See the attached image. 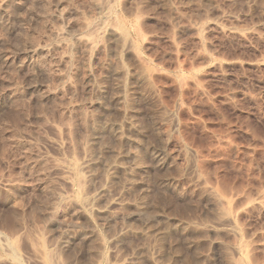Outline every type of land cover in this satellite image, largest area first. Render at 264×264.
Instances as JSON below:
<instances>
[{
    "label": "rangeland",
    "instance_id": "374dc122",
    "mask_svg": "<svg viewBox=\"0 0 264 264\" xmlns=\"http://www.w3.org/2000/svg\"><path fill=\"white\" fill-rule=\"evenodd\" d=\"M0 264H264V0H0Z\"/></svg>",
    "mask_w": 264,
    "mask_h": 264
},
{
    "label": "bare ground",
    "instance_id": "6f19581e",
    "mask_svg": "<svg viewBox=\"0 0 264 264\" xmlns=\"http://www.w3.org/2000/svg\"><path fill=\"white\" fill-rule=\"evenodd\" d=\"M80 44L86 48L91 46V42L88 39L80 40ZM41 66H42L41 63H39V62L36 64V67L38 69H40ZM115 73H117V72H114L113 74L115 75ZM116 75H118V74H116ZM123 75H124V73H123ZM142 77L145 78L142 74L141 75L138 74V75H135L134 77H132L131 79L135 83V81L140 82ZM136 85H138V84L136 83ZM115 87H116L117 93L120 94L121 89H122V85L120 83H117V84H115ZM119 97H120V95L117 96L116 101L120 100ZM100 106H101V104H100ZM103 106H104V104L102 105L101 108H103ZM131 114H132V112L129 115V119H128L129 121H128L127 126H126L128 133H124L118 124L106 123L103 126L96 127L95 129H93V132L91 135L92 138L90 139L92 141V143L95 144V143H97L96 135L98 136L99 133H101L102 131H109L110 133H112V135H113V137H115V139L125 143L127 146L130 147V150L126 151L124 154V157L126 159H128V161L130 162V166L125 168L118 163L106 161L103 158V156H100V154H98L100 156V158L99 157H95V158L93 157L92 159L87 160L85 162V167L88 169H91V170L94 169L95 167H97L98 165H102V166L109 165V166H111L113 169V174L124 173L127 175V178H128L127 180H128L129 185H133L134 182H136L135 181L136 177H139V175L146 174L145 173V171H146L145 167H143V164L141 162L142 161L141 160V157H142L141 154H144L143 153L144 150L141 153V149H144V148L140 149V146H141L139 144L140 142H138L139 140L134 137L133 133H135V131H136V124H135V121H133ZM175 142H177V141H175ZM175 146L178 147V143H177V145L175 143ZM179 149H180V146H179ZM150 152H149L151 154L150 158L152 159L151 163H153L155 166H162V167L164 166L163 168H165L166 167L165 165L167 164V160H169L168 157L164 156L165 154H163L162 151L161 152L159 151L157 153L154 151H150ZM166 158H167V160H166ZM168 165H169V163L167 164V166ZM155 168H157V167H155ZM94 192H95V198L97 197V202L99 205V211L97 213L101 216H107L108 212L106 210V206L108 204V201L105 198V191L103 190V188L97 187L94 189ZM210 194H211V192H209V195ZM56 196L59 198L60 195H56ZM60 198H62V197L60 196ZM59 199H57V200H59ZM57 202H60V205L56 209H52V211L49 213L50 216H53V217L57 216L58 217L64 213V210L66 211L65 208H66V205L68 204V201L62 198ZM89 204H90V202L88 200H80L78 202H75V204H73L74 205L73 207H75L77 205L83 209H87V208H89ZM135 208L138 211H140V210L142 211L141 204L136 205ZM70 210L72 212L73 209H70ZM68 239H69V237L67 235H61L59 238V241L57 242L58 246L64 247L67 244V242L69 241Z\"/></svg>",
    "mask_w": 264,
    "mask_h": 264
}]
</instances>
